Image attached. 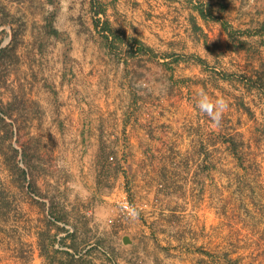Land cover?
Segmentation results:
<instances>
[{"label":"rangeland","instance_id":"obj_1","mask_svg":"<svg viewBox=\"0 0 264 264\" xmlns=\"http://www.w3.org/2000/svg\"><path fill=\"white\" fill-rule=\"evenodd\" d=\"M62 1L0 0V264H264V13L257 25L232 24L224 0L228 39L212 45L238 56L203 61L206 77L187 94L197 111L201 90L225 99L220 126L201 111L175 133L159 124L164 133L146 135L168 150L148 155L149 171H134L127 139L120 158L104 151L98 193L119 173L125 185L100 217L82 190L58 183L48 133L58 100L47 106L44 90L59 56L47 26L58 29ZM145 173L153 185L135 189Z\"/></svg>","mask_w":264,"mask_h":264},{"label":"crops","instance_id":"obj_2","mask_svg":"<svg viewBox=\"0 0 264 264\" xmlns=\"http://www.w3.org/2000/svg\"><path fill=\"white\" fill-rule=\"evenodd\" d=\"M256 1L231 0L230 23L250 27L262 22L264 8L260 0L257 12ZM224 2L96 0L103 9L97 15L92 0L61 2L58 77L44 90L47 106L52 105L50 96L58 100V119L48 133L58 144V183L82 190L96 216L113 212L116 193L125 185L119 173L112 192L98 193L104 151L113 150L120 158L127 139L134 171H149L148 155L168 147L157 145L146 133H164L161 123L167 124L166 133H175V123L200 119V109L187 94L206 77L202 62L238 56L232 48L216 50L212 45L228 39ZM142 175L135 189H150L153 180L145 173L142 181Z\"/></svg>","mask_w":264,"mask_h":264},{"label":"clouds","instance_id":"obj_3","mask_svg":"<svg viewBox=\"0 0 264 264\" xmlns=\"http://www.w3.org/2000/svg\"><path fill=\"white\" fill-rule=\"evenodd\" d=\"M198 96L197 107L210 118L214 127L220 126L223 114L228 108L227 101L223 98H217L213 101L203 90L199 92ZM130 211L133 216L137 215L134 209Z\"/></svg>","mask_w":264,"mask_h":264},{"label":"trees","instance_id":"obj_4","mask_svg":"<svg viewBox=\"0 0 264 264\" xmlns=\"http://www.w3.org/2000/svg\"><path fill=\"white\" fill-rule=\"evenodd\" d=\"M92 1H93V3H94V7H96L95 13H96V15H97L98 13L102 12L103 9H101V5L98 6L97 4H95V1H96V0H92ZM99 23H100V21L96 20V24H97L98 26H99ZM47 28H48V33H49L50 35H54V36H58V37H62L63 34H62L58 29H56V28L54 27V25L52 24V22H49V23H48ZM102 29H103V30H107V27H106L105 25H103V26H102ZM140 50H143V49L140 48ZM69 51H70V48L67 50V52H69ZM65 58H66V59L68 58V53H65Z\"/></svg>","mask_w":264,"mask_h":264},{"label":"built area","instance_id":"obj_5","mask_svg":"<svg viewBox=\"0 0 264 264\" xmlns=\"http://www.w3.org/2000/svg\"><path fill=\"white\" fill-rule=\"evenodd\" d=\"M125 208L128 209L129 208V204L127 203V205H125Z\"/></svg>","mask_w":264,"mask_h":264},{"label":"water","instance_id":"obj_6","mask_svg":"<svg viewBox=\"0 0 264 264\" xmlns=\"http://www.w3.org/2000/svg\"><path fill=\"white\" fill-rule=\"evenodd\" d=\"M125 242H126V243H129L130 241H128L127 239H125Z\"/></svg>","mask_w":264,"mask_h":264}]
</instances>
